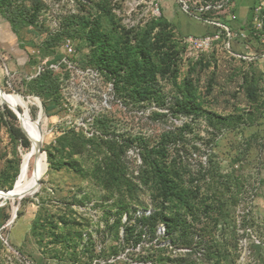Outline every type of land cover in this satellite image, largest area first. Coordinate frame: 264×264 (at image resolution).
I'll return each instance as SVG.
<instances>
[{
	"label": "rangeland",
	"instance_id": "rangeland-1",
	"mask_svg": "<svg viewBox=\"0 0 264 264\" xmlns=\"http://www.w3.org/2000/svg\"><path fill=\"white\" fill-rule=\"evenodd\" d=\"M1 7L0 87L21 96L33 119L42 115L46 170L37 191L0 200V264H264V0ZM87 19L122 51L117 64L151 27V41L162 37L159 53L151 51L150 97L123 98L93 64ZM202 35L218 38L195 51L189 37ZM185 81L200 105L195 116L170 108ZM4 101L0 190L16 182L27 150L10 134L5 107L15 112ZM163 143L168 191L145 161ZM34 169L35 158L28 174ZM164 218L183 225L171 236ZM181 230L191 248L173 244Z\"/></svg>",
	"mask_w": 264,
	"mask_h": 264
},
{
	"label": "trees",
	"instance_id": "trees-1",
	"mask_svg": "<svg viewBox=\"0 0 264 264\" xmlns=\"http://www.w3.org/2000/svg\"><path fill=\"white\" fill-rule=\"evenodd\" d=\"M2 8L4 7H1L0 9ZM98 24L99 23L97 19H87L83 22V28L88 30V37L91 38L93 43H97V51L95 57L91 59L93 64L98 67V69L104 75L109 76L111 77V79H113V86L115 88V91L123 96V98H134L138 100L137 103H140L147 97H150V93H152L151 91L155 89L152 85L151 77L154 75V73H156V65L152 61L151 51H154V53H159V50H161V48L163 47V44L161 43L163 41L162 37L157 34V36L154 37V40L151 41L150 32L153 29L151 27L142 38V41L134 45V53H132V49L128 48L126 53L130 55V57L125 60L124 63L117 64V60L120 58L118 56H122L120 53L122 51L116 52V50H112V46L109 41V33L101 32L99 30ZM154 24H159V22ZM155 50L158 52H155ZM184 84L186 86V92L183 99H177V102L172 103L170 108L174 109L177 113L182 112L186 115L191 114L195 116L200 108L197 97L194 94L195 90L190 81H185ZM5 110L8 116L12 119L11 123H8L10 134L15 140H18L24 148L28 149L30 147V141L26 136L27 133L25 129L22 127L26 135L16 124V115L7 107H5ZM31 114L33 117L35 116L33 112H31ZM164 144L165 143L162 144L163 147L161 148L156 147L154 149V152L152 150L151 152L154 156H150L149 154L145 158V161L147 158L150 159L151 168L155 170L154 173L157 177V184L159 185L160 189L168 191L170 190V185L168 183L170 181H168L163 175L160 166L163 160L161 157H163V152L166 149L164 148ZM157 149L159 151H156ZM170 193L177 194V192L173 193L172 191H170ZM150 219L156 220V216L153 214L147 220ZM164 222L167 225V233L171 236L174 234V229L182 224V221L179 219L168 220L164 218ZM172 225L173 227H171ZM126 229L127 233L131 231L130 227ZM183 236H185V233L181 230V235L179 234L177 238L172 237L173 244H175L177 247L184 244L183 246L191 248V238Z\"/></svg>",
	"mask_w": 264,
	"mask_h": 264
},
{
	"label": "bare ground",
	"instance_id": "bare-ground-1",
	"mask_svg": "<svg viewBox=\"0 0 264 264\" xmlns=\"http://www.w3.org/2000/svg\"><path fill=\"white\" fill-rule=\"evenodd\" d=\"M5 99L11 102L13 106L9 102L6 103L11 106L17 117L20 118L21 122L25 125V128H27V130H29L30 132V147L22 153L23 161L20 167V174L16 182L13 184V193H16V196H6V194H2V191L4 189L0 190V200H14L16 198H19L23 194L33 193L37 191V189L39 188V184H36L37 179H40V177L46 170L45 154L35 151L37 139L40 137L41 141L43 140V128L40 124L42 115L39 114L37 119H33L28 111L25 101L19 95L0 93V101L2 102ZM20 107L22 108V110H19ZM32 148H34L33 152L31 151ZM33 158H35V168H37V171L36 169H34V172L32 174L30 173L29 175V160Z\"/></svg>",
	"mask_w": 264,
	"mask_h": 264
},
{
	"label": "built area",
	"instance_id": "built-area-1",
	"mask_svg": "<svg viewBox=\"0 0 264 264\" xmlns=\"http://www.w3.org/2000/svg\"><path fill=\"white\" fill-rule=\"evenodd\" d=\"M214 37L218 38V35L190 36L189 42L191 43L195 51H204L211 45V42L213 41ZM229 37H230V34H229ZM64 48L68 54H71L73 52V47L69 43V41L64 44Z\"/></svg>",
	"mask_w": 264,
	"mask_h": 264
},
{
	"label": "water",
	"instance_id": "water-1",
	"mask_svg": "<svg viewBox=\"0 0 264 264\" xmlns=\"http://www.w3.org/2000/svg\"><path fill=\"white\" fill-rule=\"evenodd\" d=\"M0 93L1 94H4V91L1 89V87H0ZM17 116V115H16ZM18 118V117H17ZM20 128H21V130L25 133V131H24V129L20 126ZM25 135H26V133H25ZM27 136V135H26ZM27 138H28V136H27ZM29 139V138H28ZM41 146H42V141H41V139H40V137L37 139V141H36V146H35V151H37V152H42L41 151ZM32 152L34 151V148H32V150H31ZM36 169V171H37V168H35ZM36 184H39V179H37V182H36ZM13 189H14V186L12 187V189H10V190H6V189H4L3 191H2V194H6V196H11V197H14V196H16L15 194L16 193H13Z\"/></svg>",
	"mask_w": 264,
	"mask_h": 264
}]
</instances>
